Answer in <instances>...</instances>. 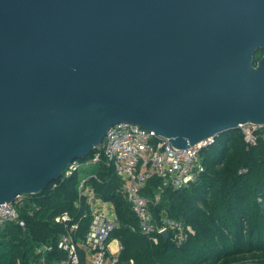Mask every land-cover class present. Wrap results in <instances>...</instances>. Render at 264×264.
Segmentation results:
<instances>
[{
    "label": "water",
    "instance_id": "95a60500",
    "mask_svg": "<svg viewBox=\"0 0 264 264\" xmlns=\"http://www.w3.org/2000/svg\"><path fill=\"white\" fill-rule=\"evenodd\" d=\"M259 48L264 0H0V208L119 122L179 148L264 126Z\"/></svg>",
    "mask_w": 264,
    "mask_h": 264
},
{
    "label": "trees",
    "instance_id": "16d2710c",
    "mask_svg": "<svg viewBox=\"0 0 264 264\" xmlns=\"http://www.w3.org/2000/svg\"><path fill=\"white\" fill-rule=\"evenodd\" d=\"M263 52L256 51L255 63ZM255 132L256 143L249 147L242 128L216 135L200 152L204 170L182 188H164L161 200L152 205L155 217L166 213L193 226L194 233L182 244L162 236L154 243L132 229L138 218L124 198L122 180L102 157L96 176L82 190L80 169L25 197L18 207L25 225L14 220L0 227V264H31L42 256L50 262L63 259L58 244L67 228L56 217L68 212L79 223L75 233L82 240L96 205L89 199L91 190L118 217L110 237L124 246L118 264H264V126ZM95 151L80 160H89ZM161 183L160 177H152L143 194L154 196ZM43 245L52 248L40 252Z\"/></svg>",
    "mask_w": 264,
    "mask_h": 264
},
{
    "label": "built area",
    "instance_id": "2783aa9c",
    "mask_svg": "<svg viewBox=\"0 0 264 264\" xmlns=\"http://www.w3.org/2000/svg\"><path fill=\"white\" fill-rule=\"evenodd\" d=\"M259 126L255 123L241 125L248 147L256 143L255 131ZM215 137H209L190 147L179 148L170 146V139L153 129L142 127L134 122H119L107 130L103 141L96 147L95 153L89 160H74L66 167L62 177L70 176L75 171L90 165L98 166L101 158L105 157L107 164L113 167L122 180L124 198L138 218V225L133 226L132 229L147 235L154 243H158L160 237H164L163 233L168 231V239L182 244L190 234L194 233L193 226L171 218L166 213H162L160 218L155 217L152 205L161 200L164 188H182L204 170L200 152L211 145ZM92 176H96L95 171L87 173L82 178L80 190ZM154 176L162 180L160 190L154 196L147 197L143 194V190ZM88 194L90 200L95 199L94 191L91 190ZM26 196L20 194L14 201L1 204L0 227L14 220L25 225L24 220L20 218L18 207ZM95 203L99 204L97 200ZM110 209H112L111 215L104 212L103 208L94 209L89 229L82 240L78 239L75 233L79 223L72 222L68 212L57 216L56 220L67 228L58 244L65 252V257L59 261L50 262L42 256L41 260L31 264H118L119 255L124 246L118 240V248L114 252L109 249L111 233L119 224L111 205ZM51 248V246L43 245L40 252L44 253ZM80 249L84 251L83 254Z\"/></svg>",
    "mask_w": 264,
    "mask_h": 264
},
{
    "label": "rangeland",
    "instance_id": "374dc122",
    "mask_svg": "<svg viewBox=\"0 0 264 264\" xmlns=\"http://www.w3.org/2000/svg\"><path fill=\"white\" fill-rule=\"evenodd\" d=\"M96 167H97V165H90L88 167L82 168L81 171H80L81 172V175L82 176L83 175L85 176L87 173H91V172L95 171L96 170ZM91 201L95 202L96 200L93 199ZM98 203H99L98 205L96 203H92L93 206L96 204L94 206V208H103V211L104 212H106L109 215H111L112 209H110V205H108L107 203L102 202L100 200H98ZM117 248H118V239L111 238L110 241H109V249L112 252H114Z\"/></svg>",
    "mask_w": 264,
    "mask_h": 264
}]
</instances>
